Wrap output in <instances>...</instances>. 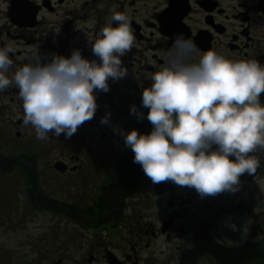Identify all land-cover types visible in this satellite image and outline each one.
Instances as JSON below:
<instances>
[{"label":"flooded vegetation","instance_id":"flooded-vegetation-1","mask_svg":"<svg viewBox=\"0 0 264 264\" xmlns=\"http://www.w3.org/2000/svg\"><path fill=\"white\" fill-rule=\"evenodd\" d=\"M0 4V46L12 49L9 78L36 51L41 62L49 61L52 53L69 56L73 49L99 62L91 46L115 11L127 14L135 35L133 46L121 57L127 74L109 78L107 92L95 90L94 116L70 137L49 132L45 139L34 138V126L24 123L15 82L0 90V228L2 205L11 196L12 201L20 197L21 187V196L32 209L62 216L68 225L91 236L78 261L53 247L49 255L36 247L20 254V244L8 246L0 238V264H148L143 252L158 240L164 264H178L190 253L196 264H220L225 259L234 261L229 264H264V148L249 153L260 163L254 173L241 175L237 191L201 196L194 186L170 179L154 183L133 162L134 153L123 139L131 129L151 131L142 89L165 63L177 35L195 43L193 62L214 50L229 60L255 58L264 64V0H0ZM116 23L112 21V26ZM259 99L264 104V92ZM5 100L17 109L9 121L4 119ZM131 105L145 115L138 118ZM106 113L109 120L101 123ZM26 131L31 136L24 137ZM48 142L60 148L57 158L48 156L52 148L40 147ZM56 182L65 201L54 198ZM32 196L61 202L65 209L57 212L51 201L49 206L31 204ZM108 197L114 199L113 206L105 208ZM160 204L163 209L155 215L153 209ZM89 210L99 214L92 223L72 217ZM27 255L34 259L25 262Z\"/></svg>","mask_w":264,"mask_h":264},{"label":"clouds","instance_id":"clouds-1","mask_svg":"<svg viewBox=\"0 0 264 264\" xmlns=\"http://www.w3.org/2000/svg\"><path fill=\"white\" fill-rule=\"evenodd\" d=\"M134 42L129 17L115 11L91 46L99 62L83 57L79 49L69 56L52 53L49 61L41 62L36 51L11 78L7 73L13 65L12 49L0 46V90L15 82L24 123L34 126L38 139L49 132L70 137L94 116L95 90L107 92L109 78L127 74L121 57ZM196 51L192 40L176 36L165 63L142 89L151 131L131 129L123 133L124 143L134 153L133 162L154 183L170 179L194 186L201 196L235 192L241 175L259 166V158L249 153L264 148V104L259 99L264 64L255 58L229 60L214 50L193 62ZM130 111L138 118L145 115L135 105ZM109 115L100 122L107 123ZM229 226L236 229L234 223Z\"/></svg>","mask_w":264,"mask_h":264},{"label":"rangeland","instance_id":"rangeland-1","mask_svg":"<svg viewBox=\"0 0 264 264\" xmlns=\"http://www.w3.org/2000/svg\"><path fill=\"white\" fill-rule=\"evenodd\" d=\"M2 5L0 4V9ZM5 100L3 104L7 107L5 120L14 119L17 113L16 106H9ZM31 134L26 131L24 137H29ZM34 138H37L36 132ZM23 141H20V146ZM47 146L52 148V153L49 157L57 158L60 154V148L53 146L50 142L43 143L40 147ZM48 181H50L48 179ZM51 182V181H50ZM52 186L53 184L50 183ZM54 191L56 195L55 199L65 201L64 193L60 190V182H56ZM3 186V181L0 182V188ZM12 196L6 199L9 203L2 205L3 221L0 228V238L8 244V246H17L20 244V254L30 253L33 248H37L46 255H49L51 248L57 250L58 253L65 254L71 257V259L79 260L78 255L84 252L86 243L91 236H84L86 231L77 230L67 222H64L62 216L42 213L38 209H32L29 205L25 204L24 199L21 196L15 197L12 201ZM157 204V202H155ZM159 204V203H158ZM163 209V204L158 205L153 209V213L156 215L158 211ZM37 210V211H36ZM10 230V231H8ZM84 236V237H83ZM34 246V247H33ZM161 244L158 240L156 244L150 249L143 252V260L148 264H164L163 256L159 258ZM153 251V252H152ZM28 256V255H27ZM49 257V256H48ZM34 258L28 256L25 262H31ZM44 264V263H42ZM66 264H71L67 262ZM146 264V263H145Z\"/></svg>","mask_w":264,"mask_h":264},{"label":"trees","instance_id":"trees-1","mask_svg":"<svg viewBox=\"0 0 264 264\" xmlns=\"http://www.w3.org/2000/svg\"><path fill=\"white\" fill-rule=\"evenodd\" d=\"M30 203H34V202H40L41 204H47L48 206L51 204V202L54 204V207L57 209V212H63L65 209V204L61 203V202H54L51 201V199H49L48 197H36L33 198V196L31 198H29ZM51 201V202H50ZM113 201L114 199L112 197H108L107 199H105V203H104V207L108 208L109 206H113ZM66 215V214H65ZM99 214L95 213L94 210H89L87 212H80V213H74L72 215L73 218H81L80 222L82 221L83 223H92L93 221H96L98 219ZM233 260H227L225 259L224 262H220V264H229V263H233ZM178 264H196V259L194 257L193 253L187 254V256L183 257L182 260L178 263Z\"/></svg>","mask_w":264,"mask_h":264},{"label":"water","instance_id":"water-1","mask_svg":"<svg viewBox=\"0 0 264 264\" xmlns=\"http://www.w3.org/2000/svg\"><path fill=\"white\" fill-rule=\"evenodd\" d=\"M110 264H117V263L113 261V262H110Z\"/></svg>","mask_w":264,"mask_h":264}]
</instances>
